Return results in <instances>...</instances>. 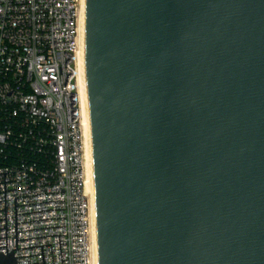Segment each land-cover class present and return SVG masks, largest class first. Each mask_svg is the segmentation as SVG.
<instances>
[{"label": "water", "instance_id": "obj_1", "mask_svg": "<svg viewBox=\"0 0 264 264\" xmlns=\"http://www.w3.org/2000/svg\"><path fill=\"white\" fill-rule=\"evenodd\" d=\"M83 3L97 264H264V0Z\"/></svg>", "mask_w": 264, "mask_h": 264}, {"label": "built area", "instance_id": "obj_2", "mask_svg": "<svg viewBox=\"0 0 264 264\" xmlns=\"http://www.w3.org/2000/svg\"><path fill=\"white\" fill-rule=\"evenodd\" d=\"M82 14V0H0V254L16 264H96Z\"/></svg>", "mask_w": 264, "mask_h": 264}, {"label": "bare ground", "instance_id": "obj_3", "mask_svg": "<svg viewBox=\"0 0 264 264\" xmlns=\"http://www.w3.org/2000/svg\"><path fill=\"white\" fill-rule=\"evenodd\" d=\"M83 19L81 25V44L78 53L77 61V86L78 93L80 96V105L83 116V131H84V159L86 169V188L92 196V205L94 208V244L96 251V264H97V235H96V218H95V201H94V190H93V175H92V153H91V138H90V126L87 109V95H86V82H85V68H84V3L82 0Z\"/></svg>", "mask_w": 264, "mask_h": 264}]
</instances>
